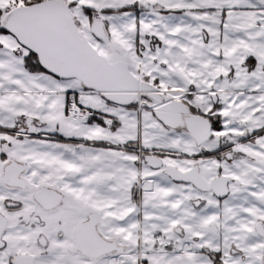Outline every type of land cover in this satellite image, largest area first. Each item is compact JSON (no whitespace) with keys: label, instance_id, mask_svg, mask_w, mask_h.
I'll list each match as a JSON object with an SVG mask.
<instances>
[{"label":"snow or ice","instance_id":"1","mask_svg":"<svg viewBox=\"0 0 264 264\" xmlns=\"http://www.w3.org/2000/svg\"><path fill=\"white\" fill-rule=\"evenodd\" d=\"M0 264H264V0H0Z\"/></svg>","mask_w":264,"mask_h":264}]
</instances>
